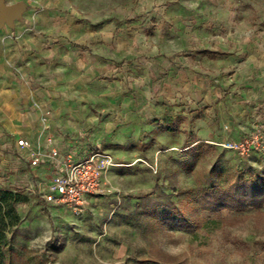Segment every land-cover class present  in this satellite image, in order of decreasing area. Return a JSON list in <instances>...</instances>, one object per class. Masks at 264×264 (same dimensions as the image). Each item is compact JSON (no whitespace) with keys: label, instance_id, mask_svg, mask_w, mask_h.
I'll return each mask as SVG.
<instances>
[{"label":"rangeland","instance_id":"1","mask_svg":"<svg viewBox=\"0 0 264 264\" xmlns=\"http://www.w3.org/2000/svg\"><path fill=\"white\" fill-rule=\"evenodd\" d=\"M52 1L75 24L133 33L142 62L107 54L115 101L93 110L97 132L117 124L96 149L112 165L79 215L44 200L51 181L0 127V188L28 198L6 234L10 264H264V206H197L206 190L264 176V0Z\"/></svg>","mask_w":264,"mask_h":264},{"label":"crops","instance_id":"2","mask_svg":"<svg viewBox=\"0 0 264 264\" xmlns=\"http://www.w3.org/2000/svg\"><path fill=\"white\" fill-rule=\"evenodd\" d=\"M4 4H20L22 9L11 25H0V127L16 148L20 149L16 141L24 139L43 154L39 168L31 170L52 181L60 165L47 158L51 147L61 159L78 160L91 149H100L99 139L117 126L106 122L97 132L93 108L99 100L115 101V94L103 92L115 85L108 80L116 73L107 56L110 50L126 62H142L135 60L137 37L111 26L95 31L75 24L72 14L51 11L56 6L52 0H4ZM262 60L255 66L262 68ZM45 115L50 119L43 120ZM20 153L27 159V150Z\"/></svg>","mask_w":264,"mask_h":264},{"label":"trees","instance_id":"3","mask_svg":"<svg viewBox=\"0 0 264 264\" xmlns=\"http://www.w3.org/2000/svg\"><path fill=\"white\" fill-rule=\"evenodd\" d=\"M27 201L28 198L19 191L0 188V264H10L11 246L6 234L15 232V228L20 224L16 206ZM197 206L200 211L210 214L259 210L264 206V176L234 180L217 191L206 190L198 197ZM168 223L179 231L193 230L190 223L180 218L170 219Z\"/></svg>","mask_w":264,"mask_h":264},{"label":"built area","instance_id":"4","mask_svg":"<svg viewBox=\"0 0 264 264\" xmlns=\"http://www.w3.org/2000/svg\"><path fill=\"white\" fill-rule=\"evenodd\" d=\"M48 119H50V115L43 117V120ZM16 145L20 149L28 151L27 160L30 167L35 168L40 164L43 159V154L40 151H34L24 139L16 141ZM262 150L264 154V146ZM47 158L57 161L60 169L47 186L43 195L44 200L48 204L62 206L74 215L83 213L89 198L97 195L101 186L104 185L105 175L112 165L111 157L98 151H92L78 160H73L71 156L61 159L59 152L51 147Z\"/></svg>","mask_w":264,"mask_h":264},{"label":"water","instance_id":"5","mask_svg":"<svg viewBox=\"0 0 264 264\" xmlns=\"http://www.w3.org/2000/svg\"><path fill=\"white\" fill-rule=\"evenodd\" d=\"M21 9L20 4L7 6L4 4V0H0V25L4 22L11 25L13 20L21 13Z\"/></svg>","mask_w":264,"mask_h":264}]
</instances>
